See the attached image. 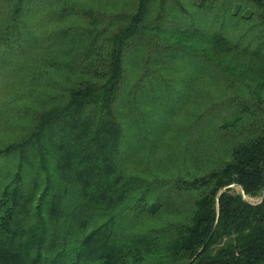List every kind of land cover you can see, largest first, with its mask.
<instances>
[{
  "label": "trees",
  "instance_id": "1",
  "mask_svg": "<svg viewBox=\"0 0 264 264\" xmlns=\"http://www.w3.org/2000/svg\"><path fill=\"white\" fill-rule=\"evenodd\" d=\"M240 188L264 0H0V264H264Z\"/></svg>",
  "mask_w": 264,
  "mask_h": 264
},
{
  "label": "rangeland",
  "instance_id": "2",
  "mask_svg": "<svg viewBox=\"0 0 264 264\" xmlns=\"http://www.w3.org/2000/svg\"><path fill=\"white\" fill-rule=\"evenodd\" d=\"M234 190H235V191H239V188H238V187H234ZM245 199H246L247 201H249L250 203H252V204H256V203H258V202L260 201V197H257V198H251V197L246 196Z\"/></svg>",
  "mask_w": 264,
  "mask_h": 264
},
{
  "label": "water",
  "instance_id": "3",
  "mask_svg": "<svg viewBox=\"0 0 264 264\" xmlns=\"http://www.w3.org/2000/svg\"><path fill=\"white\" fill-rule=\"evenodd\" d=\"M240 193H241L242 197L245 199L246 195L244 194V192H243V190H242L241 188H240ZM263 199H264V194L261 196L259 202H261ZM259 202H258V203H259Z\"/></svg>",
  "mask_w": 264,
  "mask_h": 264
}]
</instances>
